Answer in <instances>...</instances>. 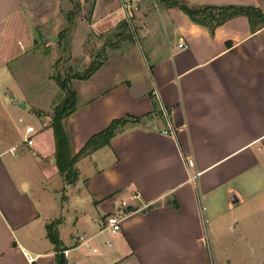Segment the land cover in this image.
I'll return each instance as SVG.
<instances>
[{
  "label": "crops",
  "instance_id": "crops-1",
  "mask_svg": "<svg viewBox=\"0 0 264 264\" xmlns=\"http://www.w3.org/2000/svg\"><path fill=\"white\" fill-rule=\"evenodd\" d=\"M123 2L137 7L129 19ZM182 4L264 13V0H0V264H66L62 250L71 264H264V21H199ZM68 41L72 75L102 54L71 79L70 154L130 120L70 180L50 126L62 96L37 105L18 77L36 50ZM133 192L135 210L111 233L103 216Z\"/></svg>",
  "mask_w": 264,
  "mask_h": 264
},
{
  "label": "rangeland",
  "instance_id": "rangeland-1",
  "mask_svg": "<svg viewBox=\"0 0 264 264\" xmlns=\"http://www.w3.org/2000/svg\"><path fill=\"white\" fill-rule=\"evenodd\" d=\"M74 2H77V0H74ZM77 8H80V5L74 6V11L80 14ZM187 8L192 11L193 17L199 21L212 18L219 21L232 12L231 10L206 11L189 6H187ZM120 27H122L121 24ZM124 29L126 30V28ZM95 39V37L90 36L86 46L91 47L92 43L89 41ZM41 41H45L44 43L46 44L48 43L45 37H43V39L41 38ZM136 48L138 49L137 46ZM70 49L69 41L64 42L62 48L54 47L51 52L39 48V51L36 50L32 54L34 57H32L29 66L26 65V67L18 73L19 79L25 84L24 86L37 105L45 107L49 105L52 99H59L60 96L63 98L69 94V91L74 90L71 85L73 69L70 67L69 61ZM138 50L140 51V49ZM76 55L78 57L79 54L76 52ZM95 58L94 61L98 62V60L102 59V54L99 53ZM73 63L78 69H82L86 64V60L79 56L77 59H74ZM47 74H50V76L54 78L57 85L46 77ZM59 83H63L64 87L62 88ZM98 87H102V85Z\"/></svg>",
  "mask_w": 264,
  "mask_h": 264
},
{
  "label": "trees",
  "instance_id": "trees-1",
  "mask_svg": "<svg viewBox=\"0 0 264 264\" xmlns=\"http://www.w3.org/2000/svg\"><path fill=\"white\" fill-rule=\"evenodd\" d=\"M183 11L189 14L192 18L193 13L187 8V5H181ZM232 9V12L225 17L236 14L243 13L246 14L250 19H255L260 22L264 21V13L253 8H222ZM195 19V18H194ZM99 63L92 61L90 66L83 73H74L73 78L86 79L98 68ZM63 88L64 84L59 83ZM76 100L77 95L75 90L69 91V94L64 96L60 103L56 105L52 111L51 124L53 130V136L55 141V162L58 171L65 175L67 180H70L74 176V165L78 161L79 157L88 154L95 148L107 144L126 123H128L129 117L124 116L111 121L109 126L103 131L93 135L86 144L74 155L70 154L69 149V135L65 128L64 119L67 118L72 112L76 110ZM47 236L55 244H59V239L57 235L53 232L52 228L47 226Z\"/></svg>",
  "mask_w": 264,
  "mask_h": 264
},
{
  "label": "built area",
  "instance_id": "built-area-1",
  "mask_svg": "<svg viewBox=\"0 0 264 264\" xmlns=\"http://www.w3.org/2000/svg\"><path fill=\"white\" fill-rule=\"evenodd\" d=\"M136 8L137 7L135 5H132L130 2H123L122 3V9H123L127 19L130 18V11L135 10ZM178 46L181 48H187V45L183 44V43H178ZM159 112L166 119V122H167V129H165L163 132L166 134H174L172 126L170 125V121H169V113H168L167 109L162 104H159ZM26 131H27L28 135L25 137L24 141L28 145H31L33 143L32 136H33L35 130H34L33 126H28ZM186 164L188 166H192L193 165L192 159H187ZM139 199H140V195L137 192H133L130 195L129 201L128 200H121L120 207L117 210L109 212L103 216L102 221H103L104 228L109 230L111 233H115V232L119 231L121 228V223H122L124 216L135 210V208H133L134 206L131 204L130 201H137ZM119 210H121V211H119ZM79 240L85 241L83 236H79ZM92 250L96 251L95 248H93ZM61 252H62V254L66 260V264H71L67 260L68 250H62Z\"/></svg>",
  "mask_w": 264,
  "mask_h": 264
},
{
  "label": "water",
  "instance_id": "water-1",
  "mask_svg": "<svg viewBox=\"0 0 264 264\" xmlns=\"http://www.w3.org/2000/svg\"><path fill=\"white\" fill-rule=\"evenodd\" d=\"M43 35L48 41H54L55 40V37L53 35L46 34V33H44ZM33 43H35L34 38H33ZM21 107H25V104H21Z\"/></svg>",
  "mask_w": 264,
  "mask_h": 264
}]
</instances>
